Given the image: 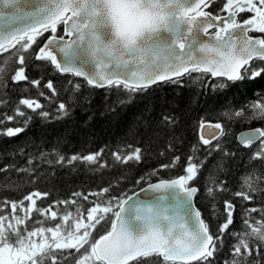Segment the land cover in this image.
<instances>
[{
  "label": "snow or ice",
  "instance_id": "6c2138e0",
  "mask_svg": "<svg viewBox=\"0 0 264 264\" xmlns=\"http://www.w3.org/2000/svg\"><path fill=\"white\" fill-rule=\"evenodd\" d=\"M3 2L13 11L7 16L0 11L4 21L0 31V65H4L0 66V88H6L9 81H25L39 90L41 81L26 75V62L32 60L46 61L59 73L83 77L94 88L124 91L127 100L122 103H130L153 86L181 85L184 78L201 85L218 78L213 87L219 89L264 80V0H220L214 11L206 9L217 0ZM44 33L50 35L38 44L37 38ZM44 87L52 99L57 92L53 82L47 81ZM74 87L79 89L80 85ZM39 95L44 96V92ZM6 103L0 96V109ZM21 105L49 117L36 99L21 98L11 114L0 111V136L11 138L25 131L31 116ZM246 107L248 115L243 108L223 115L229 120L264 124V91ZM57 112L67 115L68 108L59 103ZM162 120L169 125L175 122L171 115H164ZM9 121L23 126H7ZM199 126L204 129L206 124L202 120ZM208 127L215 130L208 138L199 135L202 145L209 146L207 154L220 151L225 156L236 155L222 147L220 138L228 134L224 125L216 122ZM236 141L240 148L250 151V167L238 178L234 191L209 173L205 191L213 201L212 215L218 219L215 226L194 206L199 189L191 182L204 166L194 145L183 166L185 174L149 183L140 189L143 199L127 193L112 196L109 188H102L88 194L73 192L68 199L39 207L35 198L49 193L35 191L20 200H0V264H217L226 235L235 242L230 241L223 264H264V127L237 133ZM129 148L130 152L114 153L115 158L125 164L139 162L142 150ZM98 155L72 156L69 162L83 159L97 163ZM63 161L58 155L57 162ZM179 161L175 156L172 163L161 167L172 168ZM162 191L169 194L171 204L166 203L169 196L153 197ZM225 192H231L232 199H224L222 210H218L216 199ZM257 194L260 206L249 207ZM89 196L98 200L89 201ZM234 200L244 203L238 205ZM83 201L89 202L87 207ZM61 205L59 213L52 210Z\"/></svg>",
  "mask_w": 264,
  "mask_h": 264
},
{
  "label": "trees",
  "instance_id": "16d2710c",
  "mask_svg": "<svg viewBox=\"0 0 264 264\" xmlns=\"http://www.w3.org/2000/svg\"><path fill=\"white\" fill-rule=\"evenodd\" d=\"M219 2L217 0L208 10H216ZM48 35L50 33L38 37L37 43L42 45ZM4 56L10 59L8 53H4ZM26 63V75L30 79L40 80V89L25 81H9L6 88H0V96L7 101L0 111L11 114L19 99L31 97L44 106L49 117L36 115L21 105V109L31 116L25 131L16 137L0 136V168L13 166L0 171V200H20L25 194L35 191L49 193L47 197L37 199L39 207L47 206L53 200L68 199L73 192L88 194L102 188H109L112 196L124 193L132 195L149 183L185 174L183 166L195 145L199 149L196 156L204 161L201 172L191 182L199 189L196 204L202 216L215 226L218 219L212 215L213 201L205 191L209 173L227 182L231 190H236L238 178L243 177L245 169L250 167L251 154L249 150L238 146L236 135L250 128L264 127L258 120L249 123L240 118L226 119L223 113L243 108L245 115H248L250 110L246 106L264 91V80L245 81L219 89L213 87L216 82L213 78L203 85L184 78L181 85L164 83L158 87L153 86L147 92L137 94L130 103H122L127 100L124 91L109 87L94 88L87 85L82 77L59 73L46 61L32 60ZM49 80L57 90L52 99L48 98L50 90L44 87ZM76 84L80 85L79 89L74 87ZM40 91L44 92V96L39 95ZM59 103L66 105L67 115L57 112ZM164 115H171L175 122L171 125L164 123ZM202 120L205 124L220 122L224 125L228 134L220 138L222 147L225 152H234L236 155L225 156L220 151L210 156L207 154L205 149L209 146L199 141V125ZM7 126L23 125L9 121ZM129 146L142 150L139 162L129 161L125 164L115 158L114 153L130 152ZM97 153H100L97 163L83 159L69 162L72 156L83 157ZM58 155L64 157L63 163L57 162ZM175 156L180 157L175 167H161L172 163ZM21 168L29 171H18ZM224 199H232L231 192L217 197L218 210H222ZM97 200V197L89 196V201ZM259 200L257 194V200L248 206L259 207ZM233 202L238 205L244 203L239 200ZM83 203L85 207L89 204L88 201ZM62 207L56 206L52 210L59 213ZM32 216L35 217L36 213L33 212ZM236 216L234 213L235 226L239 229L241 225ZM230 241L235 242L226 235L217 264H223L228 258Z\"/></svg>",
  "mask_w": 264,
  "mask_h": 264
},
{
  "label": "water",
  "instance_id": "95a60500",
  "mask_svg": "<svg viewBox=\"0 0 264 264\" xmlns=\"http://www.w3.org/2000/svg\"><path fill=\"white\" fill-rule=\"evenodd\" d=\"M207 10V9H206ZM0 11H2V12H4L5 13V15L7 16V14L9 13V12H11V11H13L12 9H9L5 4H4V2H3V0H0ZM207 11H209V10H207ZM4 24V21H2V20H0V31H2L3 30V28H2V25ZM215 29H213V30H211V31H214ZM249 35H251L250 33H249ZM62 74H64V73H62ZM83 78V77H82ZM213 79H218V78H213ZM107 87V86H106ZM105 87V88H106ZM210 124H213V123H206V126H205V128L204 129H200V134H204L205 135V138H208V135L212 132V131H215L214 129H212V128H210V127H208V125H210ZM248 130V129H247ZM247 130H244V131H247ZM213 142H215V141H213ZM160 181H162V180H159V181H156V182H153V183H158V182H160ZM148 187V185H146L145 187H143V188H147ZM198 193V192H197ZM197 193H196V195H195V197H194V206L197 208V209H199L198 208V206H197V204H196V196H197ZM133 196H134V198H140V199H143V197H144V194L142 193V192H140V189L138 190V191H136L135 193H133L132 194ZM162 195H164V196H169V194L168 193H166V192H159V193H153V197H159V196H162ZM155 202H159V201H155ZM166 203H168V204H171L172 203V201H171V198H170V196H169V199L166 201ZM200 210V209H199ZM201 211V210H200ZM202 213V212H201Z\"/></svg>",
  "mask_w": 264,
  "mask_h": 264
},
{
  "label": "rangeland",
  "instance_id": "374dc122",
  "mask_svg": "<svg viewBox=\"0 0 264 264\" xmlns=\"http://www.w3.org/2000/svg\"><path fill=\"white\" fill-rule=\"evenodd\" d=\"M37 39H38V38H37ZM34 198H35V197H34ZM35 199L37 200L38 198H35ZM28 203H29V202H26L25 205L27 206ZM17 212L20 213V209H19V208L17 209Z\"/></svg>",
  "mask_w": 264,
  "mask_h": 264
},
{
  "label": "flooded vegetation",
  "instance_id": "af4514ba",
  "mask_svg": "<svg viewBox=\"0 0 264 264\" xmlns=\"http://www.w3.org/2000/svg\"><path fill=\"white\" fill-rule=\"evenodd\" d=\"M240 15H242V16H243V15H247V14H240ZM250 34L252 35V33H250Z\"/></svg>",
  "mask_w": 264,
  "mask_h": 264
}]
</instances>
